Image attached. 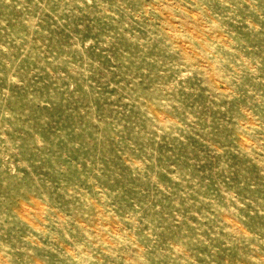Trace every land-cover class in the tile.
<instances>
[{"label":"rangeland","instance_id":"rangeland-1","mask_svg":"<svg viewBox=\"0 0 264 264\" xmlns=\"http://www.w3.org/2000/svg\"><path fill=\"white\" fill-rule=\"evenodd\" d=\"M0 264H264V0H0Z\"/></svg>","mask_w":264,"mask_h":264}]
</instances>
